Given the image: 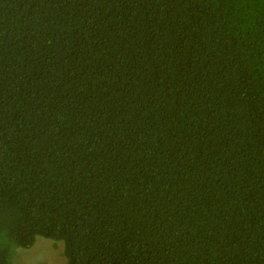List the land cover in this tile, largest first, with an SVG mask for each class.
I'll list each match as a JSON object with an SVG mask.
<instances>
[{
  "label": "trees",
  "instance_id": "16d2710c",
  "mask_svg": "<svg viewBox=\"0 0 264 264\" xmlns=\"http://www.w3.org/2000/svg\"><path fill=\"white\" fill-rule=\"evenodd\" d=\"M264 264V0H0V264Z\"/></svg>",
  "mask_w": 264,
  "mask_h": 264
},
{
  "label": "rangeland",
  "instance_id": "374dc122",
  "mask_svg": "<svg viewBox=\"0 0 264 264\" xmlns=\"http://www.w3.org/2000/svg\"><path fill=\"white\" fill-rule=\"evenodd\" d=\"M12 264H66L64 244L38 236L31 247L16 250Z\"/></svg>",
  "mask_w": 264,
  "mask_h": 264
}]
</instances>
